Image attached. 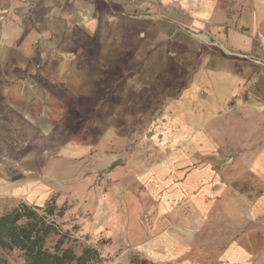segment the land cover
Masks as SVG:
<instances>
[{
  "label": "rangeland",
  "instance_id": "1",
  "mask_svg": "<svg viewBox=\"0 0 264 264\" xmlns=\"http://www.w3.org/2000/svg\"><path fill=\"white\" fill-rule=\"evenodd\" d=\"M238 1L222 0L237 19ZM88 2L97 15L86 36L73 33L67 44L61 34L55 45L72 63V91L56 69L53 130L24 146L51 167L45 194L0 195V216L34 211L17 225L43 223L35 249L64 264H264V164L255 163L264 157V73L258 81L250 74L246 95L221 105L207 86L195 88L208 57L213 68L216 56L264 70V55L207 40L177 45L159 22L181 13L175 2ZM63 8L58 2L54 13ZM25 10L39 20L38 4ZM240 30L264 53L260 31ZM17 146L2 150L9 166L26 156ZM0 264L32 262L0 245Z\"/></svg>",
  "mask_w": 264,
  "mask_h": 264
},
{
  "label": "crops",
  "instance_id": "2",
  "mask_svg": "<svg viewBox=\"0 0 264 264\" xmlns=\"http://www.w3.org/2000/svg\"><path fill=\"white\" fill-rule=\"evenodd\" d=\"M165 1L169 5L175 2L180 6L179 15L172 13L165 21H159L169 25V40L177 45L188 48L191 41L202 45L207 40L237 52L259 57L264 55L240 30H258L264 35V0L238 1L235 4L241 11L238 19L229 11L230 6L224 8L222 0ZM58 2L64 7L63 14L54 13ZM30 3L38 4L41 11L35 23L28 21L29 14L25 10ZM93 5L88 0H0V195L19 196L22 201L23 197L37 199L45 194L43 187L46 185L41 181L50 178L51 167L47 163L43 167L34 163L38 151L31 147L24 149V146L36 143L31 139L50 137L54 107L61 103L55 94L56 69L62 68L63 79L71 81L65 87L70 91L73 88L72 63L65 59V51L56 49L55 45L61 34L67 44H71L73 33L75 38L86 36L88 22L95 20L93 16L97 15ZM80 20L82 22L78 23ZM196 47L192 46L193 49ZM207 59L204 60L207 67L203 66L198 71L195 88L207 86L214 95L210 99H215V105H221L232 95H246L250 74L254 73V80L258 81L264 73L258 66H248L241 61L220 63L216 56L212 61L213 68L211 57ZM8 145H20L18 152L26 154L18 167L9 166L7 158L2 156V150L6 153ZM255 163L262 167L263 155ZM9 167L27 171L30 176L21 178V181L9 179L10 175L5 172ZM41 170L45 171V176L41 177Z\"/></svg>",
  "mask_w": 264,
  "mask_h": 264
},
{
  "label": "trees",
  "instance_id": "3",
  "mask_svg": "<svg viewBox=\"0 0 264 264\" xmlns=\"http://www.w3.org/2000/svg\"><path fill=\"white\" fill-rule=\"evenodd\" d=\"M26 214L22 215L20 208H15L0 216V245L2 247L10 245L23 250L28 258L31 259L32 264H64L63 257L51 255L50 253L42 252L39 247V238L37 236L38 230H43L44 224L40 222V227L35 231L34 227L37 223H28L26 226L17 225V221L22 217L30 219L36 217L34 211H29L26 206H23ZM37 233V234H35ZM35 234V235H34ZM5 240H8L5 242Z\"/></svg>",
  "mask_w": 264,
  "mask_h": 264
}]
</instances>
